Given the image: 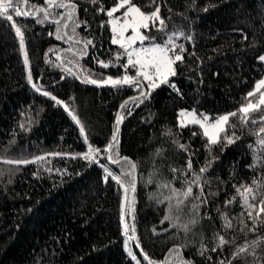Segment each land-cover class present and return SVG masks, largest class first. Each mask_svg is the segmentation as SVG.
I'll return each mask as SVG.
<instances>
[{
	"label": "trees",
	"instance_id": "trees-1",
	"mask_svg": "<svg viewBox=\"0 0 264 264\" xmlns=\"http://www.w3.org/2000/svg\"><path fill=\"white\" fill-rule=\"evenodd\" d=\"M73 2L74 20L66 8H48L47 19L35 12L47 8L46 0H20V10L35 15L17 17L10 9L12 21L0 17V264H137L126 240L144 264H264V213L257 215L264 199V122L259 114L247 124L242 114L231 117L234 128L209 145L198 124L177 121L180 108L213 118L258 101L264 87L256 92L253 85L264 73L258 59L264 0H155L164 25L141 29L152 38L144 43L173 47L174 41L177 54L185 49L176 75L155 88L142 78L140 88L86 82L135 77L137 68H125L126 54L111 43L106 11L118 0H64ZM16 27L24 34L27 65ZM118 109V143L90 163L83 154L89 145L107 149ZM17 160L30 162L9 163ZM126 164L130 170L121 169ZM107 173L120 176L123 186L105 179ZM189 186L192 194L184 197ZM246 187L259 193L255 201L249 196L253 208L240 195Z\"/></svg>",
	"mask_w": 264,
	"mask_h": 264
},
{
	"label": "snow or ice",
	"instance_id": "snow-or-ice-1",
	"mask_svg": "<svg viewBox=\"0 0 264 264\" xmlns=\"http://www.w3.org/2000/svg\"><path fill=\"white\" fill-rule=\"evenodd\" d=\"M29 0H23V3L27 5ZM95 2V0H93ZM20 0H0V17H5L7 20L12 21L13 16L9 14V10L11 9L15 16H28V15H35V12H43L45 19L50 15L48 12V8H52L53 6L61 9H69L67 12V18L73 19V10H75L76 5L75 3H64V0H46L47 8H36L35 12L32 10L24 11L22 12L19 8ZM152 7L154 10L150 12H145L142 10V8H148ZM120 9H126L122 13L121 16H115L114 14L117 13ZM101 11H104V9H101ZM59 15V13L57 14ZM106 15L110 18H112L109 23L111 24V31L113 33L111 38V43L114 45H118L121 49H123L124 54L127 56V64L124 65L125 68H128L129 66L133 68H137L136 76H129L125 74L122 78L113 79L111 76L107 77L106 79L101 80H95V79H88L86 82L92 83V84H98V85H108L111 84L113 86L116 85H134L137 88L141 87L140 79L142 78L144 81L149 82V86L151 88L158 87L159 84H157V80H159L160 83H168L169 82V76L176 75L175 72V65L177 62L183 60L182 53L185 51L183 46H180L179 53L177 54V50L175 48L174 41H169L173 44V47H169L167 43H153L151 47H144V48H133V45L136 44L137 41H139L141 44H143L145 41L152 39L151 37L145 35L141 29L149 30L150 24L152 26L156 25V22L158 21L160 26L163 27L164 20L160 17V7L158 4L155 3V0H150L149 4L144 6H137L133 0H119L118 3L115 4L114 7H111L109 10L106 11ZM41 23L43 21H40ZM56 23H59V21H56ZM67 25H65L66 27ZM78 27L79 25H75ZM131 29L132 34L129 36H126L125 33ZM16 34L20 36V47L21 50L24 51V39H23V32L19 27L15 28ZM73 31H75V27L73 28ZM58 39H62L63 37L58 36ZM71 39V37H69ZM91 44V41L85 42V47L87 45ZM84 55L87 53L84 52ZM117 59H119V55L117 56ZM261 62H264V55L260 56L258 58ZM28 54L26 51H24V63L28 64ZM104 67H108L109 65L101 62ZM28 80L31 83L32 82V75L29 72ZM34 88H36L37 91H40L39 88L35 84L32 85ZM264 87V79L260 80L256 85V92H259V90ZM44 95L48 96L49 93L45 92ZM149 93L142 92L141 96L147 98ZM248 97H252L255 95V92H249ZM52 100L56 101L57 103H63L62 101L57 100L55 96L51 97ZM127 104V102H126ZM125 105H122V107H126ZM65 108L68 107V105H64ZM264 92H260V97L256 103H253L251 100L247 103V105L242 106L238 112H232L227 115H222L219 117H213L209 118L208 116L202 115L200 119L196 118L195 113H181L182 116L188 115L191 116L192 119L190 120L191 123L200 124L201 127L204 128V136L208 137V143L209 145L216 144L219 142L220 133H224L227 128H234V125H230L229 121L231 117H236L237 115H241V122L244 124L247 123H256V119L253 118L254 114H259V120L261 122H264ZM72 119L76 121L77 124H80V121L77 119L75 115L72 116ZM121 117L118 116L117 119V128L116 132H114L112 137V142L109 143L107 149H100V148H92L91 145L88 147V151L83 154V158L87 161L94 162L96 160V155L103 151H109L113 148L114 142L118 143V137L117 133L119 131V122ZM214 120V123H208L209 120ZM181 126H186L181 124ZM81 133H84V127L81 125L80 127ZM260 133H264V127L260 128ZM86 138V137H85ZM228 143H233V140L231 138H228ZM260 143L264 145V138L260 140ZM181 148H185V145H180ZM159 154V153H158ZM56 155H59L57 153ZM37 159H43V157H37ZM108 159L116 164L120 161L113 159L111 156L108 157ZM125 163H129L131 168L134 170L136 168V164L131 163L127 157L122 158ZM30 161H9V163H29ZM188 168H192L191 161L188 163ZM206 169L202 168L200 169L201 172H204ZM107 172V169H105ZM175 171V169H173ZM124 175H129V173H124ZM108 176H111L112 179L116 180L117 183H120L123 186V182L121 180V177L118 175H113L112 173H107V176L105 179H107ZM200 177L197 175L196 180L192 181V183H197L199 181ZM163 187H169L168 184L163 185ZM131 188L133 191H135V182L134 179L131 183ZM192 187L189 186L186 191L183 192L184 197H189L192 194ZM125 192H127V189H125ZM179 190H174V194L178 193ZM259 193L256 192L251 187L244 188L243 192L240 193V195L243 198L244 205L247 208H253L255 207L254 203H249V196L251 195V199L255 201L256 195ZM182 203V201L180 202ZM231 203V201H229ZM260 209L257 215L260 213H264V199H261L260 201ZM249 216L252 215L251 212L248 213ZM123 219V216H122ZM170 216H166L165 220H170ZM227 219V217H225ZM163 223V221H162ZM192 223H195V221H192ZM264 223V221H262ZM228 227H231V223L229 222L227 224ZM185 230H187V226L185 225ZM128 225L125 224V229L127 230ZM134 230V226H133ZM131 239V237H130ZM219 243L221 245H224L227 243L225 239L221 236L219 237ZM215 251V249H213ZM241 252L244 251V249L240 250ZM133 259H137L136 256H133ZM144 259L147 260L148 256L145 254ZM137 264H140V261L137 260ZM149 264H153V262H149ZM182 264H190V262H182Z\"/></svg>",
	"mask_w": 264,
	"mask_h": 264
},
{
	"label": "rangeland",
	"instance_id": "rangeland-1",
	"mask_svg": "<svg viewBox=\"0 0 264 264\" xmlns=\"http://www.w3.org/2000/svg\"><path fill=\"white\" fill-rule=\"evenodd\" d=\"M118 2H119V0H118ZM117 2V3H118ZM115 6V5H114ZM113 6V7H114ZM122 10V12H124L126 9H121ZM118 15H119V13H118ZM116 15H114V17H115ZM112 18H110V20H111ZM110 27H111V24H110ZM128 32V31H127ZM126 32V33H127ZM126 33H125V35H126ZM141 43H139V45H135V46H133V48H144V47H151V45L153 44V43H143V44H141ZM262 55H264V52H262L260 55H259V57L260 56H262ZM262 79H264V73L262 74V76L254 83V85H253V89H256V85H257V83L260 81V80H262ZM157 82V84L159 83V80H157L156 81ZM148 83V85H149V82H147ZM150 87V86H149ZM42 91H44V89H41ZM253 103H256V101H253V100H251ZM249 101H247V102H244V103H242L240 106H239V109L242 107V106H245V105H247V103H248ZM181 113H195L196 114V118L197 119H200L201 118V116L202 115H204V116H208L207 114H202V113H198L195 109H193V108H180L179 109V112H178V115H177V121H178V123L179 124H185V123H188V122H190V120L192 119V117L191 116H188V115H184V116H182L181 115ZM227 114H229V112H222V113H220L219 115H217L216 117H219V116H222V115H227ZM208 123H214V120H209V122ZM199 126H200V124H198ZM200 128H201V131L204 133V128L203 127H201L200 126ZM111 156H113V154L111 155ZM114 159V158H113ZM105 166V168L106 169H109V168H107V165H104ZM126 166H127V168H124V167H121V169L122 170H130V166H128L127 164H126ZM126 189V187H124V190ZM125 198H126V193H125ZM124 201V200H123ZM124 222H125V219H124ZM125 224H126V222H125ZM127 236H129L128 234H127ZM125 247H126V249L128 250V252L131 254V256L133 257V256H136V258L137 259H134V261H136V263H137V260H139L140 261V264H144L143 263V261L140 259V257H139V255L136 253V251L134 250V248H133V246H132V244H130V242H128V240H126L125 241Z\"/></svg>",
	"mask_w": 264,
	"mask_h": 264
},
{
	"label": "water",
	"instance_id": "water-1",
	"mask_svg": "<svg viewBox=\"0 0 264 264\" xmlns=\"http://www.w3.org/2000/svg\"><path fill=\"white\" fill-rule=\"evenodd\" d=\"M132 34V32L130 31V32H127L126 33V36H129V35H131ZM139 41H137L136 42V44L138 43ZM136 44H134V45H136ZM133 45V46H134ZM144 90H142L140 93H142ZM120 109V108H119ZM119 109L117 110V112H116V114H115V121H116V123H117V119H118V116H119ZM116 128H117V126H116ZM115 132H116V130H115ZM112 137H113V135H112ZM112 137H111V142H112Z\"/></svg>",
	"mask_w": 264,
	"mask_h": 264
},
{
	"label": "built area",
	"instance_id": "built-area-1",
	"mask_svg": "<svg viewBox=\"0 0 264 264\" xmlns=\"http://www.w3.org/2000/svg\"><path fill=\"white\" fill-rule=\"evenodd\" d=\"M122 13H123V12L119 13V15H117V16H121V17H122Z\"/></svg>",
	"mask_w": 264,
	"mask_h": 264
}]
</instances>
